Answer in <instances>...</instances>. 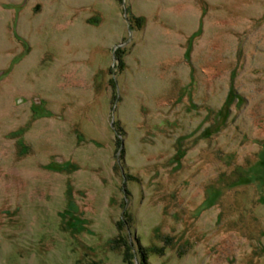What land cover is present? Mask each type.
Wrapping results in <instances>:
<instances>
[{
  "label": "rangeland",
  "instance_id": "rangeland-1",
  "mask_svg": "<svg viewBox=\"0 0 264 264\" xmlns=\"http://www.w3.org/2000/svg\"><path fill=\"white\" fill-rule=\"evenodd\" d=\"M0 264H264V0H0Z\"/></svg>",
  "mask_w": 264,
  "mask_h": 264
}]
</instances>
